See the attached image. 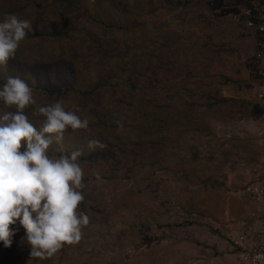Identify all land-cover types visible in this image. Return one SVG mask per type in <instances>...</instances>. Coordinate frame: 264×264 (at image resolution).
Returning a JSON list of instances; mask_svg holds the SVG:
<instances>
[{"label":"rangeland","instance_id":"1","mask_svg":"<svg viewBox=\"0 0 264 264\" xmlns=\"http://www.w3.org/2000/svg\"><path fill=\"white\" fill-rule=\"evenodd\" d=\"M5 1L0 0V6L9 2ZM178 1L185 4L171 12L160 9L155 18L180 40L173 57L178 61L164 60L160 65L163 83L165 78L179 79V95H162L163 102L172 99L174 104L169 109L172 138L160 160L166 170L156 166L139 174L128 168L130 179L113 182L105 175L100 183L93 179L97 172L84 170L85 199L80 210L90 223L82 229L81 241L44 259H32L30 249L9 252L0 243V260L6 255L11 264L16 259L20 260L16 264L234 263L239 245L248 241L255 228L250 210L237 193L245 182L264 172V117L252 115L254 104L264 106L258 99L264 83L256 76L252 36L232 22L242 10V0ZM10 2L24 6L28 0ZM130 2L121 1L122 5ZM88 4L93 8L91 1ZM105 7L107 0H101L98 12ZM37 10L29 7L32 15ZM114 12L112 18L119 23L120 9ZM40 15L77 26L85 21L58 7ZM126 18L132 20L129 15ZM138 20L142 21L140 16ZM99 35L123 38L117 31L100 30ZM74 40L75 36L63 40L62 50ZM74 45L81 49L80 44ZM62 102L64 107L73 104ZM165 203L170 206L167 210ZM176 223L180 226L168 227ZM17 238L13 237V245L20 241Z\"/></svg>","mask_w":264,"mask_h":264},{"label":"trees","instance_id":"2","mask_svg":"<svg viewBox=\"0 0 264 264\" xmlns=\"http://www.w3.org/2000/svg\"><path fill=\"white\" fill-rule=\"evenodd\" d=\"M7 1L0 6V20L8 14L19 19L24 15L22 20H28L31 27L26 30L27 35L20 42L15 57L7 65L0 66V85L8 76H20L27 81L36 104L26 108L25 112L37 129L44 119L38 114V108L46 106L52 99L73 101L65 109L74 110L82 119L89 120L88 129H66L63 140H54L50 145L49 154L59 156L80 149L83 151L80 158L83 169H93L113 182L130 179L128 168L138 170L139 174L156 166L166 170L160 160L172 138L169 109L174 108V104L172 99L163 102L162 95L165 92L171 93V97L179 95L176 93L179 79L169 82L165 78L163 83L160 65L164 60L178 61L179 58L173 60V57L180 49V40L164 30V23L155 18L160 9L171 12L185 3L178 0H130L131 5H122V0H107V7L99 13L101 0H28L24 6ZM88 1L93 3V8ZM30 6L38 8L39 13L32 15ZM54 7L70 17L85 18L84 26L51 22L47 15H40ZM117 9H120L121 16L119 23L112 18ZM127 15L132 18L129 22ZM139 16L142 21L138 20ZM100 30L117 31L123 38L102 37ZM72 36H75L74 44H80L81 49L72 44L62 50L63 40ZM199 60L202 57L199 56ZM184 90L191 94L189 88ZM215 102L221 104L225 101ZM14 110L0 103V112ZM252 115L263 117L264 106L254 104ZM36 116L39 120H35ZM89 139H98L106 147L103 151H90L87 145L82 148ZM93 179H96L95 175ZM164 206L165 210L170 208L166 203ZM173 226L180 225H168L169 228ZM16 235L20 241L7 250L30 249L23 239L25 230L19 228ZM69 246L65 245L59 251L65 252ZM17 261L20 260H14V264ZM0 264L11 263L4 255Z\"/></svg>","mask_w":264,"mask_h":264},{"label":"clouds","instance_id":"3","mask_svg":"<svg viewBox=\"0 0 264 264\" xmlns=\"http://www.w3.org/2000/svg\"><path fill=\"white\" fill-rule=\"evenodd\" d=\"M30 27L14 14L0 20V66L15 57ZM0 103L15 109L0 112V243L10 248L23 228L30 257L51 258L65 245L79 243L90 219L80 210L85 199L83 151L52 156L49 148L54 140H63L68 128L88 129L89 120L56 100L38 108L44 119L37 129L25 112L36 104L33 90L20 76H8L0 85ZM87 147L103 151L106 145L89 139ZM95 177L100 183L101 175Z\"/></svg>","mask_w":264,"mask_h":264},{"label":"built area","instance_id":"4","mask_svg":"<svg viewBox=\"0 0 264 264\" xmlns=\"http://www.w3.org/2000/svg\"><path fill=\"white\" fill-rule=\"evenodd\" d=\"M232 22L252 36L256 75L264 83V0H249L247 6L233 16ZM258 99L264 101V93H259ZM237 196L250 210L255 228L248 241L239 245L233 264H264V172L245 182Z\"/></svg>","mask_w":264,"mask_h":264},{"label":"crops","instance_id":"5","mask_svg":"<svg viewBox=\"0 0 264 264\" xmlns=\"http://www.w3.org/2000/svg\"><path fill=\"white\" fill-rule=\"evenodd\" d=\"M242 1H243V3H242V5H241L240 8L243 10V8H245V7L247 6L249 0H242ZM242 10H241V11H242ZM241 11H240V12H241ZM256 76H257V75H256ZM257 79H258V82H259V83H263V81H262L260 78L257 77ZM257 103H258V102H257ZM258 104H259V103H258ZM259 105H261V104H259ZM261 106H262V105H261ZM263 117H264V116H263ZM257 138H258V137H257ZM256 155H257V154H255V156H256ZM250 177H251V176H250Z\"/></svg>","mask_w":264,"mask_h":264}]
</instances>
